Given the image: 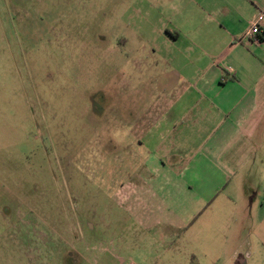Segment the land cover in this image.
Listing matches in <instances>:
<instances>
[{"label":"rangeland","instance_id":"1","mask_svg":"<svg viewBox=\"0 0 264 264\" xmlns=\"http://www.w3.org/2000/svg\"><path fill=\"white\" fill-rule=\"evenodd\" d=\"M168 6L0 0V224L25 228L17 235L26 251L39 240L51 263L191 264L198 249L185 235L194 220L185 184H177L170 215L142 217L123 208L119 186L123 152L140 137L122 130L151 124L145 100L174 75L148 52ZM229 228L223 234L232 244ZM256 233L247 247L264 264V230ZM231 249L223 248L222 260Z\"/></svg>","mask_w":264,"mask_h":264},{"label":"crops","instance_id":"2","mask_svg":"<svg viewBox=\"0 0 264 264\" xmlns=\"http://www.w3.org/2000/svg\"><path fill=\"white\" fill-rule=\"evenodd\" d=\"M168 1L171 12L158 18L148 52L170 63L174 75L145 100L151 124L140 133L122 130L140 136L135 150L123 152V208L134 217L168 216L183 182L194 217L185 235L198 249L189 262L256 264L247 243L264 230V0ZM160 8L167 13L163 2ZM259 15L262 41L243 39ZM227 225L234 226L232 244ZM18 232L26 230L0 224V264H60L39 240L26 251Z\"/></svg>","mask_w":264,"mask_h":264},{"label":"built area","instance_id":"3","mask_svg":"<svg viewBox=\"0 0 264 264\" xmlns=\"http://www.w3.org/2000/svg\"><path fill=\"white\" fill-rule=\"evenodd\" d=\"M263 22L262 15H259L256 20L253 22L251 29L245 33L242 37L243 39H252L254 43L260 42L259 38L262 36L261 26Z\"/></svg>","mask_w":264,"mask_h":264},{"label":"trees","instance_id":"4","mask_svg":"<svg viewBox=\"0 0 264 264\" xmlns=\"http://www.w3.org/2000/svg\"><path fill=\"white\" fill-rule=\"evenodd\" d=\"M262 39H263V35L259 38V40L260 41H262ZM114 137V136H113ZM114 142V140L112 139V138H110L109 139V143H110V146L109 147H111L112 149H116V144L115 143H113ZM263 204H264V196H263Z\"/></svg>","mask_w":264,"mask_h":264}]
</instances>
